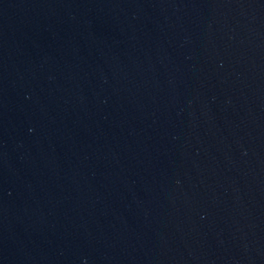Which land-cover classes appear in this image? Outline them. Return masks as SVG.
Segmentation results:
<instances>
[{"label": "water", "instance_id": "1", "mask_svg": "<svg viewBox=\"0 0 264 264\" xmlns=\"http://www.w3.org/2000/svg\"><path fill=\"white\" fill-rule=\"evenodd\" d=\"M0 264H264V0H0Z\"/></svg>", "mask_w": 264, "mask_h": 264}]
</instances>
